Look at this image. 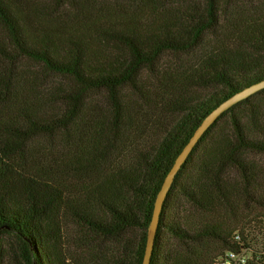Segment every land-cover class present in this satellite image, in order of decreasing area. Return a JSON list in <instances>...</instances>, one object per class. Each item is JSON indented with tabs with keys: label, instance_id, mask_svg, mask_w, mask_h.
<instances>
[{
	"label": "trees",
	"instance_id": "trees-1",
	"mask_svg": "<svg viewBox=\"0 0 264 264\" xmlns=\"http://www.w3.org/2000/svg\"><path fill=\"white\" fill-rule=\"evenodd\" d=\"M262 82L264 0H0V264L7 237L25 264H143L176 159ZM259 230L264 89L176 175L150 264H214Z\"/></svg>",
	"mask_w": 264,
	"mask_h": 264
},
{
	"label": "water",
	"instance_id": "water-1",
	"mask_svg": "<svg viewBox=\"0 0 264 264\" xmlns=\"http://www.w3.org/2000/svg\"><path fill=\"white\" fill-rule=\"evenodd\" d=\"M262 89H264V82L233 96L228 101L220 105L207 118H205L202 125L198 128V130L195 132L193 137L190 139L189 143L186 145V147L183 149L181 154L178 156L174 166L167 175L164 184L162 186V189L160 190L155 202V209L153 213L152 222L148 229V239H147L146 253L144 256L143 264H150L162 206L173 185L176 175L181 170L182 166L187 162L190 154L192 153L193 149L196 147L197 143L200 141V139L203 137L206 131L219 119V117L223 113L227 112L229 109H231L241 101L247 99L252 94Z\"/></svg>",
	"mask_w": 264,
	"mask_h": 264
},
{
	"label": "rangeland",
	"instance_id": "rangeland-1",
	"mask_svg": "<svg viewBox=\"0 0 264 264\" xmlns=\"http://www.w3.org/2000/svg\"><path fill=\"white\" fill-rule=\"evenodd\" d=\"M261 227V226H260ZM259 228V227H257ZM259 232L262 233V235H257L258 233H256V236L258 237L259 241H263L264 243V238H263V234H264V231L263 230H259ZM66 237H67V243H66V246L68 248V251L67 253H73V254H77L79 255V257H84V254H81L80 251H77L75 249V246L73 245V237L76 236V234H74V228L71 227V228H67L66 230ZM6 246H7V250L11 247V251L9 250L8 252V257H7V260H6V264H25L23 262V260L21 259V257L19 256L20 254V251H19V248H18V243H17V240L12 238V237H7L6 238ZM103 252H108V256L112 257V256H115V248H116V245L114 243H104L103 245ZM5 264V263H4Z\"/></svg>",
	"mask_w": 264,
	"mask_h": 264
},
{
	"label": "built area",
	"instance_id": "built-area-1",
	"mask_svg": "<svg viewBox=\"0 0 264 264\" xmlns=\"http://www.w3.org/2000/svg\"><path fill=\"white\" fill-rule=\"evenodd\" d=\"M234 236L239 248L225 252L214 264H264V247L258 249L251 246L245 247L240 243L241 237L239 233Z\"/></svg>",
	"mask_w": 264,
	"mask_h": 264
}]
</instances>
